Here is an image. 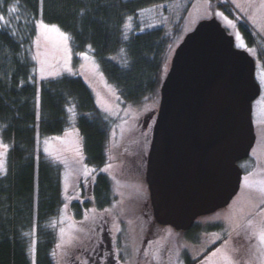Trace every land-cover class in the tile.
Segmentation results:
<instances>
[{"label": "trees", "instance_id": "trees-1", "mask_svg": "<svg viewBox=\"0 0 264 264\" xmlns=\"http://www.w3.org/2000/svg\"><path fill=\"white\" fill-rule=\"evenodd\" d=\"M173 1L0 0V135L9 146L7 167L0 175V264H57L56 221L65 205L63 172L40 148V137L63 134L74 114L84 161L97 170L107 163L110 122L84 78L63 75L36 81L31 49L37 21L55 24L69 34L74 50L90 48L124 101L158 104L161 83L183 38L189 5L172 28H142L141 13ZM208 1L212 16L223 11L235 17L229 0ZM238 25L246 42L255 45L249 27L241 20ZM259 58L264 64V51ZM156 113V107L147 113L151 118L147 137ZM96 182L93 204L103 210L111 206V181L99 172ZM83 208L79 202L71 204L77 220L83 217ZM219 244L198 259L187 258L186 264H198Z\"/></svg>", "mask_w": 264, "mask_h": 264}, {"label": "rangeland", "instance_id": "rangeland-1", "mask_svg": "<svg viewBox=\"0 0 264 264\" xmlns=\"http://www.w3.org/2000/svg\"><path fill=\"white\" fill-rule=\"evenodd\" d=\"M229 1L232 4L229 11L235 17L223 11H218L215 16L234 35L236 46L247 49L257 62L256 79L261 93L253 102V120L259 139L254 148L258 159L249 156L239 162L244 172L241 191L227 207L199 217L195 227L189 230L161 225L158 233L152 234L148 232L152 227L151 219L140 214L149 188L135 164L139 162L142 140H146L144 136L149 128V123L145 126L147 113L155 107L158 109L160 100L158 104L156 101L142 104L124 101L103 75L90 48L74 50L69 34L55 24L48 25L56 26L58 31L45 32L40 27L43 21H37L31 49L36 81L40 83L63 75L81 76L90 86L100 112L110 122L107 163L100 170L84 161L82 138L74 114L63 134L38 140L43 152L59 163L63 172L65 205L56 221L57 264H95L96 255L101 251L99 244L103 229L112 243L111 264H186L187 258L198 259L218 242L220 244L198 264H226V255L232 264H264V243L259 240L260 229L264 228V127L261 128L264 126V64L259 58V52L264 51V0ZM186 5H189V13L183 22L181 37L199 20L212 16L208 0H175L145 9L141 13L142 28L159 25L172 28ZM239 20L253 33L255 45L246 42ZM61 33L68 37L67 41ZM5 145L0 135V175L7 167L9 146ZM99 172L106 173L111 181V206L107 212L100 213L95 210L92 192ZM85 200L91 204L77 220L71 204ZM147 236L152 238L146 250L142 248V240Z\"/></svg>", "mask_w": 264, "mask_h": 264}, {"label": "water", "instance_id": "water-1", "mask_svg": "<svg viewBox=\"0 0 264 264\" xmlns=\"http://www.w3.org/2000/svg\"><path fill=\"white\" fill-rule=\"evenodd\" d=\"M216 16L199 20L176 46L160 87L147 155L155 220L189 230L239 192V162L256 144V60Z\"/></svg>", "mask_w": 264, "mask_h": 264}, {"label": "flooded vegetation", "instance_id": "flooded-vegetation-1", "mask_svg": "<svg viewBox=\"0 0 264 264\" xmlns=\"http://www.w3.org/2000/svg\"><path fill=\"white\" fill-rule=\"evenodd\" d=\"M148 120H149V118H147V120L145 121V126H146V124L147 123H149V125H150V120H149V122H148ZM147 133L148 132H146V135H147ZM144 136L145 138H146V140H147V146H145V139L143 138V140H142V143H143V149H142V152H141V156H140V159H139V162H137L135 165H136V169L138 170V171H140L141 172V174L143 175V177H144V179H145V181H146V177H145V175H146V168H147V155H148V151H149V146H150V141H151V137L149 136V137H147V136ZM258 141H259V139H258V134H257V139H256V144L258 143ZM256 144H255V146H254V148L256 147ZM254 148L252 149V151H251V154H250V157H254L255 159H258V157L256 158V156H255V154H254ZM249 158V157H248ZM247 159V158H246ZM257 162V165H258V161H256ZM255 168H257V166L255 167ZM252 169V168H251ZM252 171V170H251ZM106 174V173H105ZM243 174H244V172H243ZM107 175V174H106ZM108 176V175H107ZM109 177V176H108ZM95 181H94V183H93V189H92V192H94V187H95V185H96V177H95V179H94ZM243 180V179H242ZM149 191V190H148ZM240 191H241V187H240V190H239V192L236 194V196L232 199V201L238 196V194L240 193ZM94 197H93V203H94ZM231 201V202H232ZM79 202V204L81 205V206H83L84 208H83V210L85 211V206H86V203H88V200H85V201H83V203L82 202H80V201H78ZM230 202V203H231ZM95 205V204H94ZM110 206H108V207H106V208H104L103 210H100V209H98L96 206H95V210H98V212L100 213L101 211H106V209L107 208H109ZM227 207V206H226ZM225 208V207H224ZM221 209H223V208H221ZM221 209H218V210H216L215 212H213V213H217V212H219ZM107 212V211H106ZM213 213H211V214H213ZM140 214H142L144 217H148V218H150L151 219V222H150V225L152 226V227H150L149 228V230H148V232L149 233H155V232H157L158 233V231H157V229H159V227L161 226V224H159L156 220H155V218H154V215H153V210H152V206H151V203H150V195H149V192H148V194H147V197H146V199H145V206L140 210ZM208 215V214H207ZM201 217V216H200ZM198 219V218H197ZM197 219H196V221H197ZM149 220V219H148ZM196 221H195V223H194V225H193V227L192 228H194L195 227V225H196ZM104 228H106V227H104ZM103 229V228H102ZM154 229V230H153ZM101 237V239H100V244H99V246H100V249H101V251H99V253L96 255V258L97 259H95V264H111V263H109V261L110 260H112V256L114 255L113 254V250H112V243H111V240H110V237L108 236V233H107V231H104V229H103V232H102V235L100 236ZM151 236H147V238L146 237H144L143 238V242H142V248L143 249H146L147 250V247H146V245H147V243H148V241L149 240H151ZM104 242H105V244H104ZM106 246V247H105ZM95 251H96V249H95Z\"/></svg>", "mask_w": 264, "mask_h": 264}, {"label": "snow or ice", "instance_id": "snow-or-ice-1", "mask_svg": "<svg viewBox=\"0 0 264 264\" xmlns=\"http://www.w3.org/2000/svg\"><path fill=\"white\" fill-rule=\"evenodd\" d=\"M0 19H2V17H0ZM40 27L45 31V32H48V31H58V29L56 28V26H49L48 24H44L43 22H41L40 24ZM61 35L63 36L64 40L67 41L68 37L66 35H64L63 33H61ZM41 73H43L44 69L43 67H41L40 69ZM4 147H7L6 145ZM259 240L261 243H264V228H261L260 229V232H259ZM225 261H226V264H232V261L231 259L226 255L225 256Z\"/></svg>", "mask_w": 264, "mask_h": 264}]
</instances>
